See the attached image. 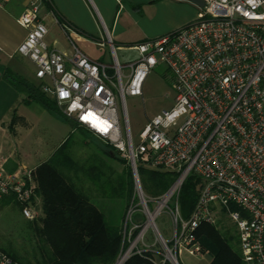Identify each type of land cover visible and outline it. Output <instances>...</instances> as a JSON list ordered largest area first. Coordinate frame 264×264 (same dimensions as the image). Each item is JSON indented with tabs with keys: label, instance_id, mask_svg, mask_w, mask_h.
<instances>
[{
	"label": "built area",
	"instance_id": "built-area-1",
	"mask_svg": "<svg viewBox=\"0 0 264 264\" xmlns=\"http://www.w3.org/2000/svg\"><path fill=\"white\" fill-rule=\"evenodd\" d=\"M46 1L29 0L17 18L27 31L18 53L34 63L41 90L62 114L113 146L134 175L138 199L128 206L122 230L129 245L115 264L139 253V242L150 235L166 247V253L151 250L163 259L155 264H180L183 251L203 254L197 229L224 216L236 226L243 264H264V0H204L187 25L130 46L137 56L126 62L109 34L102 44H109L112 61L90 58L74 41L77 30L59 18L73 51L52 47L42 15ZM160 63L171 75L175 104L135 143L127 97L143 94L147 75ZM140 167L172 171L176 178L163 194L149 197ZM34 171L0 166V199L14 196L28 219L39 215ZM191 174L199 178L198 199L185 218L179 197ZM163 211L174 224L171 247L156 222ZM0 264L22 263L0 249Z\"/></svg>",
	"mask_w": 264,
	"mask_h": 264
},
{
	"label": "trees",
	"instance_id": "trees-1",
	"mask_svg": "<svg viewBox=\"0 0 264 264\" xmlns=\"http://www.w3.org/2000/svg\"><path fill=\"white\" fill-rule=\"evenodd\" d=\"M4 75L14 87L26 93L27 103L37 101L49 112L64 116L56 101L50 100L51 97L46 95L39 85L14 74L11 70L6 71ZM75 125L82 132L91 133L85 126L77 123ZM71 139V135H68L50 158L34 171L38 184L39 215L32 220L41 218L43 226L37 227V232L50 249L43 264H115L122 249V223L113 224L108 220L106 213L77 186L72 172L82 170L94 186L102 191L104 197L111 196L112 193L115 197H126L127 209L135 195L130 162L106 143V147L112 150V153L109 151L110 157L124 166L115 181H111L105 175V163L79 165L74 160L69 153ZM139 172L142 186V175H145L149 183L146 187L156 196L163 194L176 178L172 171L140 167ZM198 184L199 178L191 174L181 189L179 201L181 209L186 205V218L190 216L197 202ZM1 199H14L19 205L14 196ZM197 237L203 252L212 256L209 264H243L235 236L228 230L223 233L215 225L202 223L197 229ZM0 249L19 263L29 264L22 261L12 250L3 247ZM148 255L150 257L135 255L127 264H155V261L162 258L151 252H148ZM164 264L172 263L165 261Z\"/></svg>",
	"mask_w": 264,
	"mask_h": 264
},
{
	"label": "rangeland",
	"instance_id": "rangeland-1",
	"mask_svg": "<svg viewBox=\"0 0 264 264\" xmlns=\"http://www.w3.org/2000/svg\"><path fill=\"white\" fill-rule=\"evenodd\" d=\"M192 7L195 10L197 9L194 4H192ZM191 9V7L179 5L176 15L172 19L183 20L191 14ZM118 55L120 60H122L121 51L118 52ZM25 72L30 76L29 79L33 83L40 84V81L35 76V66L32 62L27 63ZM175 97L176 91L171 83V75L166 65L160 63L147 75L143 85V94L127 97L128 119L135 143H139L140 133L154 117L164 110H170L174 106ZM17 112L19 115H26L28 122V124L20 123L17 126L16 141L22 152L32 155L34 161L29 163L31 164L30 166L34 164L33 162H38L43 156H47L52 150L57 148L66 136L71 135L69 153L79 165L105 163L106 166L103 169L106 177H109L111 181H115L118 173L123 169L124 166L120 162L110 157L109 151L112 153V150L106 147L105 142L94 134H87L76 128L75 122L71 118L55 115L43 108L37 101L30 106L22 104ZM120 156L125 158L121 154ZM72 176H74L77 186L83 189L88 197L106 213L111 223H122L123 230V220L127 211L126 197H115L113 193L111 196L104 197L102 191L94 186L82 170L72 172ZM142 177L145 193L149 197H156L146 187V185H149L146 176L142 175ZM134 199H138L136 193L132 200ZM185 206L183 205L181 211L186 218L187 211L184 209ZM156 222L162 235L167 239L168 246L171 247L170 240L174 236V224L170 216L163 211L157 217ZM42 226L41 218L37 220L26 218L21 211L20 205L14 199L6 201L0 199V247L17 253L25 263L43 264L45 257L50 253L48 244L42 240L39 232H37V227ZM215 226L223 233L227 230L232 233L238 245L237 229L229 217L224 216ZM125 245L126 247H124ZM128 245L127 242L123 243L122 238V249L127 248ZM237 247L239 248V245ZM139 248L141 251L137 253L135 250L131 257L135 255L150 257L148 252H151L152 249L166 253V247L157 235H150L146 239L145 244L139 242ZM130 258L124 264H127ZM178 258L180 264H209L212 256L208 252L192 255L183 251ZM170 262L174 264L173 261Z\"/></svg>",
	"mask_w": 264,
	"mask_h": 264
},
{
	"label": "crops",
	"instance_id": "crops-1",
	"mask_svg": "<svg viewBox=\"0 0 264 264\" xmlns=\"http://www.w3.org/2000/svg\"><path fill=\"white\" fill-rule=\"evenodd\" d=\"M28 1L0 0V166L8 171L23 167L36 169L67 137L32 166L29 164L34 161L32 155L22 152L16 141L17 126L28 124L26 115H19L17 111L22 104L30 106L36 101L27 103L26 93L14 87L4 74L11 70L32 82L25 72L27 63L32 61L17 51L27 35L17 18ZM179 5L191 7L192 12L181 21L173 20ZM196 11L186 0H49L42 8V15L49 27L47 40L52 47L67 53L73 51L70 39L56 21L59 18L77 30L74 41L90 58L112 61L109 44H102L109 34L117 54L122 52L121 61L126 62L137 56V51L130 46L182 28L195 18Z\"/></svg>",
	"mask_w": 264,
	"mask_h": 264
},
{
	"label": "water",
	"instance_id": "water-1",
	"mask_svg": "<svg viewBox=\"0 0 264 264\" xmlns=\"http://www.w3.org/2000/svg\"><path fill=\"white\" fill-rule=\"evenodd\" d=\"M196 6L203 7L205 5L204 0H186Z\"/></svg>",
	"mask_w": 264,
	"mask_h": 264
}]
</instances>
